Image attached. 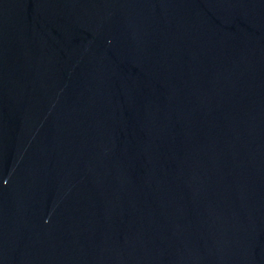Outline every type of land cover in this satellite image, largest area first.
<instances>
[{
    "label": "water",
    "instance_id": "obj_1",
    "mask_svg": "<svg viewBox=\"0 0 264 264\" xmlns=\"http://www.w3.org/2000/svg\"><path fill=\"white\" fill-rule=\"evenodd\" d=\"M0 264H264V0H0Z\"/></svg>",
    "mask_w": 264,
    "mask_h": 264
}]
</instances>
